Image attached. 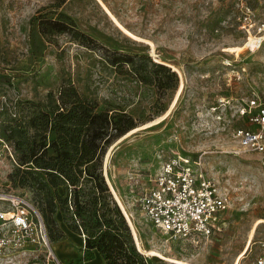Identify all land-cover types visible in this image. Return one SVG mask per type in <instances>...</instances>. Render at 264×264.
Masks as SVG:
<instances>
[{
  "label": "rangeland",
  "instance_id": "obj_1",
  "mask_svg": "<svg viewBox=\"0 0 264 264\" xmlns=\"http://www.w3.org/2000/svg\"><path fill=\"white\" fill-rule=\"evenodd\" d=\"M263 23L264 0H0V216L15 215L0 218V264H83L60 261L55 244L93 233L77 226L72 208L58 205L44 219L31 185L39 173L23 172L50 93L61 105L83 102L131 125L98 165L111 216L121 225L116 205L127 224L128 253L132 239L150 264H235L247 248L240 264L264 255V152L235 137L256 127L239 110L264 90V41L255 43ZM174 153L198 157L228 199L224 227L199 244L164 233L139 206L149 178ZM23 204L28 230L16 224ZM86 243L85 258L100 253Z\"/></svg>",
  "mask_w": 264,
  "mask_h": 264
},
{
  "label": "trees",
  "instance_id": "obj_2",
  "mask_svg": "<svg viewBox=\"0 0 264 264\" xmlns=\"http://www.w3.org/2000/svg\"><path fill=\"white\" fill-rule=\"evenodd\" d=\"M155 65L169 70L163 64ZM48 98L49 103L41 107L35 119L39 123L40 141L34 139L29 142L22 163L26 166L23 168L24 173H39L31 185L35 188V200L44 219L48 221V214L55 212L58 205L64 212L75 209L79 221L77 226L81 229L83 226L93 228L91 238L85 236L86 247L91 249L92 254L93 249L98 248L105 264H125L124 257L127 259L126 264H150L137 251L130 238L131 252H127L123 238L130 234L127 224L116 205L121 225L112 218L108 207L111 194L98 166L107 147L126 133L131 125H120L108 112H97L94 107L83 102L61 105L52 93ZM21 170L20 167L17 169ZM60 187L66 191V197L60 194ZM84 191L88 193L85 200H81L79 193ZM82 206L84 213L81 211ZM91 257L93 255L88 258Z\"/></svg>",
  "mask_w": 264,
  "mask_h": 264
},
{
  "label": "built area",
  "instance_id": "obj_3",
  "mask_svg": "<svg viewBox=\"0 0 264 264\" xmlns=\"http://www.w3.org/2000/svg\"><path fill=\"white\" fill-rule=\"evenodd\" d=\"M245 20L250 24L249 16ZM261 25L260 30H264V23ZM256 38L255 43L260 47L264 36ZM239 113L256 127L238 128L235 137L245 148L264 152V90L261 95L247 98ZM200 165L198 157L172 154L163 162L160 171L149 178V185L138 200L141 211L154 226L173 238L195 244L222 230L223 214L229 209L226 195ZM19 208L15 213L16 224L28 230L31 227L30 206L23 204ZM0 218L7 219L4 214ZM252 264H264V255Z\"/></svg>",
  "mask_w": 264,
  "mask_h": 264
},
{
  "label": "crops",
  "instance_id": "obj_4",
  "mask_svg": "<svg viewBox=\"0 0 264 264\" xmlns=\"http://www.w3.org/2000/svg\"><path fill=\"white\" fill-rule=\"evenodd\" d=\"M76 234V233H75ZM72 236L71 239H63L57 241L55 250L60 261L76 260L79 257L83 258V264H105V259L100 253H95L91 258H85V240L80 234Z\"/></svg>",
  "mask_w": 264,
  "mask_h": 264
},
{
  "label": "bare ground",
  "instance_id": "obj_5",
  "mask_svg": "<svg viewBox=\"0 0 264 264\" xmlns=\"http://www.w3.org/2000/svg\"><path fill=\"white\" fill-rule=\"evenodd\" d=\"M112 189H113V191L115 192V190H114L113 187H112ZM115 194H116V193H115ZM116 197H117V199H118V202H119V205H120L121 209L123 210L125 216L127 217L129 223L131 224V226H132V228H133L134 236H135V238L137 239L138 246H139L140 249H142V248H141V244H140V242H139V240H138L137 234H136V232H135V230H134V226H133L132 220H131V218H130L129 212L127 211L125 205L122 203V201L118 198L117 195H116ZM14 198H15V197H14ZM16 199H17V197H16ZM11 200H13V199H11ZM5 215H6V218H7V219H8V218H11V217L14 216L12 213H6V214H4V216H5ZM144 252H147L148 254H151V255H158V256L164 257V256L162 255V253L158 252L157 250H145ZM247 252H248V248H247V249H246V250L240 255V257L237 259V261L235 262V264H240V262L245 258ZM168 259H170V258H168ZM174 261H176V262H178V263H180V264H194V263H192V262L185 261V260H177V259H175Z\"/></svg>",
  "mask_w": 264,
  "mask_h": 264
}]
</instances>
